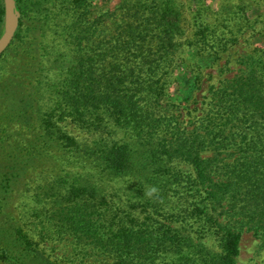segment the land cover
I'll return each mask as SVG.
<instances>
[{
	"label": "trees",
	"instance_id": "trees-1",
	"mask_svg": "<svg viewBox=\"0 0 264 264\" xmlns=\"http://www.w3.org/2000/svg\"><path fill=\"white\" fill-rule=\"evenodd\" d=\"M86 1L16 0L0 72L29 30L43 40L36 76L0 81V262L57 264L37 243L64 237L112 264H235L244 231L264 249V42L201 116L181 110L238 41L246 1L195 0L184 41L178 0H122L93 20ZM63 119L99 142L77 141Z\"/></svg>",
	"mask_w": 264,
	"mask_h": 264
},
{
	"label": "rangeland",
	"instance_id": "rangeland-1",
	"mask_svg": "<svg viewBox=\"0 0 264 264\" xmlns=\"http://www.w3.org/2000/svg\"><path fill=\"white\" fill-rule=\"evenodd\" d=\"M1 1V5L4 11L1 27L2 31L4 32V26L6 23V11L4 0ZM14 1L16 5V0ZM245 1L246 2H243V4H245L246 8H248L244 10V14L242 15V25L240 27V31L237 34L235 32L238 41L221 56L219 62L214 67L205 70L204 77L201 83V90L195 92V94L193 95V98L196 100V104H183L181 108L185 115L190 114L191 116H201L205 109V104L208 101V97L212 88H217L221 86V84L225 80L229 81L237 76L241 68L240 61H242L243 58L251 55L252 50L264 42V0H258L259 2L255 5L253 4V2H249V0ZM121 2L122 0H87L85 2V5L87 6L85 12L89 10L88 16H91V19L93 20L94 18H97V16L103 15L104 13H112L114 11H117L118 7H120L121 5ZM194 2L195 0H178L179 8L183 13L182 29L177 36V39L180 41H184L192 34L191 19L193 15L191 14V11H189V7L191 8ZM204 2L206 5L211 6L215 10L219 8L220 3H223V7L228 6L227 2L223 0H204ZM91 3L93 4L92 7L89 6ZM107 17L108 15L105 17H99L101 23L104 21V27H107V29H105V32L109 30L111 31V28L113 27L112 21L110 19H107ZM22 21L24 22L25 20ZM39 34L40 33H37L36 30H29V33L25 37V42H30L27 44V48L25 47V44H22V46L18 49V54L16 53L15 55H11L6 64L1 63L4 67L0 72V81L7 80L9 78L12 79V81L19 82L21 78H26L27 75L36 76L35 71H33V66L37 65L39 61V55H36L35 53L37 49L39 50V48L38 46L36 48H33V46H35L39 40H43L39 38ZM2 35L3 33L1 34V36ZM98 38L101 39L102 37L100 36ZM46 41L51 46L56 45L58 42L57 38L53 34H50L49 31L47 33ZM8 47L3 53L8 50ZM21 55L26 57L23 61L21 60ZM18 68L20 69V73L18 78L16 79L12 77V74H14L16 71H19ZM182 72L185 73L184 68L182 71H180V74ZM29 82L31 81L29 80ZM177 88L178 87L174 85V92L173 90L172 92L175 93V89ZM30 92L34 93V90H30ZM46 101V98L41 99L40 106L42 105V103H46ZM58 124L60 127H63L64 130L67 131V133H69L72 137H74L81 143H88L90 145L94 142H99L98 139H95L87 132L80 130L77 125L74 124L70 119L60 120L58 121ZM112 138L117 139L120 138V136L119 134H116L112 136ZM106 139H108V137H106ZM103 185V188L106 189L105 191H103L105 195L108 193V197H112L113 200L116 201V205H124L122 201L124 199L123 192H120L119 190L113 192V185L111 183H105ZM106 186L108 188H106ZM14 202H16L14 204L15 206L21 203L19 199L14 200ZM125 209L126 208L124 207V210ZM201 242L206 246L213 247L215 249L216 242L213 239L207 238L203 239ZM37 244L40 249H43L45 251V253H48V255L50 254L52 256V260H54L57 264L113 263V259L107 258V256L101 254L100 252L97 253L96 251H93L89 246H76L73 244V242H71V239H66L65 237L60 241L56 240L55 243L51 242L50 244H44L39 241V243ZM263 261L264 249L250 232L244 231L239 244V256L237 257L235 264H262ZM0 264L5 263L0 262Z\"/></svg>",
	"mask_w": 264,
	"mask_h": 264
},
{
	"label": "water",
	"instance_id": "water-1",
	"mask_svg": "<svg viewBox=\"0 0 264 264\" xmlns=\"http://www.w3.org/2000/svg\"><path fill=\"white\" fill-rule=\"evenodd\" d=\"M6 11V23L3 35L0 38V55L10 45L18 26L20 14L16 10L14 0H4Z\"/></svg>",
	"mask_w": 264,
	"mask_h": 264
}]
</instances>
